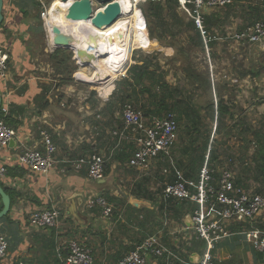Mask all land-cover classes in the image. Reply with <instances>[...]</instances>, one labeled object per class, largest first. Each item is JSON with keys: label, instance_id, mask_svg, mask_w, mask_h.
Returning a JSON list of instances; mask_svg holds the SVG:
<instances>
[{"label": "crops", "instance_id": "obj_1", "mask_svg": "<svg viewBox=\"0 0 264 264\" xmlns=\"http://www.w3.org/2000/svg\"><path fill=\"white\" fill-rule=\"evenodd\" d=\"M41 12L38 0H4L0 45L10 54V73L7 80H0V93L9 110L6 121L16 129L17 139L14 147L0 152V167L7 168V174L0 180L12 199L9 214L0 219V234H5L9 242L8 254L2 264H59L57 245L72 238L90 248L95 264H116L151 236L178 254L180 260L176 264L193 262L191 256L199 260L204 243L195 239L193 223L189 219L193 204L166 202L163 190L156 193L147 185L138 188L144 179L142 176L152 175L150 169L129 168L128 159L122 161L115 157L116 150L125 144L113 134L120 128L117 124L123 123L122 117L117 116L115 120L105 113H98L97 107H88L84 114L77 105H68L76 96L68 91L69 86L65 90L70 83L63 82L62 75L55 72L50 59L55 48L47 33L51 30L48 26L47 32L44 29ZM206 17L209 23L217 24L210 26V33L217 38L216 45L211 47L210 59L212 55L216 58L212 78L221 88L230 84L231 89L222 90L225 99L232 96V103L237 108L235 116L242 114V117L252 119L250 129L261 130L264 138V47L246 43L239 54V58L244 59L233 68V77L228 72L218 74L221 64L226 69L229 62L222 60L217 51L218 38L223 37L240 46L232 35L248 24L264 20V0H235L226 8L209 9ZM153 45H159L166 56L175 51L168 45L162 44V48L154 41ZM100 72L104 73V70ZM241 72L248 75L241 78ZM86 77L90 78L89 75ZM108 80L105 78L104 84ZM98 117L102 118L100 122ZM261 122L262 127L259 126ZM41 131H46L58 148L56 166L47 174L34 173L21 166L18 160L24 147L42 146ZM90 153L105 157L103 179L90 178L86 168L75 169L74 162ZM240 153L236 151L232 155L233 165L237 167L236 178L241 179L246 188L261 193L264 182L256 180L254 164L246 166ZM177 162L183 170L187 169L182 160ZM97 196H104L112 206L111 218L103 215L102 208L95 202ZM2 206L0 197V210ZM41 208L61 210L56 227L38 229L30 225L31 214ZM262 214L257 218V226L264 232ZM238 236H231L235 242L226 238L223 245L219 246L222 240L217 244L214 252L217 264H231L232 259L239 264H261L255 249L241 246ZM148 264L163 263L150 255Z\"/></svg>", "mask_w": 264, "mask_h": 264}, {"label": "built area", "instance_id": "obj_2", "mask_svg": "<svg viewBox=\"0 0 264 264\" xmlns=\"http://www.w3.org/2000/svg\"><path fill=\"white\" fill-rule=\"evenodd\" d=\"M45 1L38 0L42 8L43 26L47 32L49 6ZM127 1L132 9L139 8L142 13L140 9L142 3L160 0ZM234 2L235 0H179L187 16L200 30L208 58L211 56L210 43L217 38L207 31L205 16L209 9L226 8ZM124 17L125 15L122 16ZM232 39L239 44H259L264 47V20L246 25L236 31ZM74 56L80 65L81 60L76 56L75 50ZM9 73L10 54L0 45V80H7ZM122 76H127L126 71ZM0 112L3 114L0 115L1 152L10 146L12 140L16 141L17 131L6 121L9 110L4 103ZM122 120L123 126L114 130L113 134L134 146L127 162L128 167L144 171L150 169L154 161L167 162L168 165L163 170L164 176L168 178L163 188V198L165 201L189 202L194 206L191 214L192 228L195 239L203 241L204 250L197 262L186 261L185 264H217L214 253L217 244L237 234H243L245 241L255 250L264 252V232L257 226H248V223H252L263 213L264 195L253 188L238 184L235 173L229 166L218 167L212 162V139L197 175L187 177L170 153L178 139L179 123L175 113L170 112L149 121L139 108L131 102H126L122 109ZM41 135L42 146L24 147L18 155V160L21 166L28 167L34 173L47 174L56 166L55 154L58 148L46 131H41ZM74 167L77 171L86 168L90 178L100 180L105 177L106 160L99 153H90L78 158L74 162ZM6 174L7 168L1 166L0 179ZM171 176L173 180H169ZM95 202L102 208L106 218L112 217L113 208L104 196H97ZM61 215L59 209L41 208L31 214L29 222L38 229L54 228L58 225ZM8 250L7 236L0 234V264L6 258ZM150 255L160 259L163 264H176L180 260L176 252L161 244L157 237L151 236L116 264H148ZM56 256L59 264H95L90 248L76 238L60 241L56 248Z\"/></svg>", "mask_w": 264, "mask_h": 264}, {"label": "trees", "instance_id": "obj_3", "mask_svg": "<svg viewBox=\"0 0 264 264\" xmlns=\"http://www.w3.org/2000/svg\"><path fill=\"white\" fill-rule=\"evenodd\" d=\"M179 6V0H160L155 2H144L140 5V9L142 8L141 10L146 18L150 37L157 38L163 45H168L175 48L176 52L172 57V60L189 62V64L184 67L186 68L187 77L191 80V82L193 84H198V87L204 86L206 92H210V94H214L215 90L217 97V109L214 107L215 103L206 104L205 106L200 104L196 108L195 104L192 103L187 96H185L184 88L174 87L173 84L169 83L165 77V73H167V71L164 73L161 72L159 63H155L150 57L144 58L140 63L131 65L129 67L127 76L122 81L118 82L117 88L112 94L111 98L108 100L106 106L102 110H99L98 113L102 112L111 118H115V111L117 109L116 106L118 104L119 110L123 107L125 102H135L138 104V107L136 105L135 106L144 113L145 118L149 121L155 117H163L171 112L175 113L178 123L183 117L193 121L194 129L197 131L199 130L197 122L200 119L201 108L203 107L212 110V116L216 115L218 127H221L226 115H228V117L231 119L235 117L237 108L236 105L232 103V96L230 95V97L225 99L224 92L222 90L223 88L224 90L231 89L230 84L223 85L221 88L220 83L212 78L209 69L200 72L194 65L191 64V51L192 55L193 49L195 48L201 52H205V44L202 34L195 25L194 21L188 18L186 23L181 17L180 13L177 11ZM166 18H169L170 21L166 20ZM47 21L53 23L55 27H61L60 24L49 18H47ZM212 25L216 26L217 24L215 22L209 23L207 21V17L205 16V27L208 32H210V26ZM187 31L189 32V46H185L181 38L182 33ZM215 41L216 40L210 43V47H214L216 45ZM82 53L86 54L85 52H79L80 55ZM72 57V51L65 48H57L50 54V59L52 60L55 72L62 75V81L65 83L74 82L72 73L77 68V65L73 61ZM81 61L84 60L81 59ZM79 66H81V69H79L76 73L80 74L79 79L81 81L98 86L104 85L105 77L100 72L102 70L100 68L98 69V66ZM117 72L120 73L121 70H118ZM86 75H90V78H87ZM246 75H248L246 72H241L239 74L241 78ZM181 95H183V98ZM0 115H2L1 112ZM98 121L100 122L101 120L98 119ZM242 131L243 133H246L251 131V129L247 126L243 128ZM253 133L255 135L256 148L251 154H248V152H250L249 150L251 146L247 147L244 151L242 162H245L246 166L250 163L252 166L254 164L256 180L264 182L263 132L260 130L253 131ZM209 138L210 136H208L207 141L202 149H199L198 147L192 148L190 151L192 154L191 163L190 166L186 167V170H183L181 164L178 162L177 165L185 172L187 177L195 176V172H197V170L199 171L201 168L204 162L205 154L208 150ZM124 142V146H119L120 148L116 150L115 154V157L122 161L129 159L134 149L132 143H128L126 141ZM218 159L219 156L216 150L212 148V162L215 164L218 162ZM228 159L230 165L234 164V159L232 156H229ZM173 179L174 178L171 176V180ZM236 182L243 185L241 179L239 178L236 180ZM144 185L146 187L145 180H141L137 187L142 189V186ZM6 191L8 190L6 189ZM261 193H264V186L261 189ZM139 195L141 196V194ZM144 197H146V195H144ZM169 202L175 201L169 200ZM255 252L258 257V262L264 264V252H260L258 250H255Z\"/></svg>", "mask_w": 264, "mask_h": 264}, {"label": "rangeland", "instance_id": "obj_4", "mask_svg": "<svg viewBox=\"0 0 264 264\" xmlns=\"http://www.w3.org/2000/svg\"><path fill=\"white\" fill-rule=\"evenodd\" d=\"M53 1L54 0H46L45 2L47 6L50 7ZM58 1H62V0H56L55 2H58ZM94 5L96 9L101 7V5L98 4L97 2H95ZM177 11L180 13L181 17L187 23L188 21L187 19L189 17L187 16L185 10L181 7V5L178 7ZM125 19H128V18L125 16ZM129 19H131L132 25H134L131 27L132 29H134L131 33L136 34L139 32L141 34V38H139L137 42H133L131 47L127 48L126 46L125 48L123 44V46L120 47L116 55H114L113 57H102V58H97L92 55H88L84 53L80 55L76 52V56L80 60L81 59L84 60V61H80V65L85 64L86 66L87 65L86 62L89 63V65L87 66H92V64H94V66H98V69L100 68L102 71L104 70V73L103 72L101 73L106 79L109 78L110 80H112L107 97H103L100 94V91L98 90V88L103 87V85L102 86L93 85L90 83L83 82L79 79L80 74L76 72L80 69V66L77 64L76 60L74 59L75 57L74 51L70 49L73 54L72 59L77 65V68L72 73L74 82H70V84L66 86V88L69 86L70 89L68 90V88L67 89L65 88V90L72 91V94L76 96V99H72V101H69L68 105H71V106L77 105L80 109V112L81 113L84 112V114H86V109L88 107L90 109H92V107H97L98 110H102V108H104L105 106V102L111 98L112 94L116 90L118 82L122 81L125 78L124 76H122L123 73L126 71V74H127V71L131 65L138 64L144 58L151 57L155 63L157 62L159 63L161 67V70H160L161 72L164 73L165 71H167V73H165V77L169 83L173 84L174 87L184 88L185 96H187L189 100L195 104L196 108L200 104L202 106H205L206 104L215 103L214 107L217 109V97H216L215 90H214V94H210V92H206V89L204 86L198 87L197 86L198 84H193L191 80L187 77L186 68L184 66H187L189 62H186V61L183 62L181 60H172V57L175 55L176 51H174V53H172L171 56L169 55L166 56L163 49L159 48V45L158 46L153 45V41H154L157 44H160V47L161 46L162 48L164 47L157 38L150 37L148 24H147V21H146V18L143 12L141 13L139 8H137L135 9L134 15L130 17ZM166 20L170 21L169 18H166ZM81 24L82 26L86 28L85 22H82ZM47 26L51 30L47 32L51 46L72 48L71 46L66 44L63 40V36H62L63 26L55 27L53 23H51L50 21L49 22L47 21ZM56 28H59V32L55 31ZM131 28L128 30V32L132 30ZM188 35H189L188 31L185 33H182L181 35L183 44L185 46H189ZM217 43H218L217 51L219 50L220 52V55H219L220 58L222 60H225L226 63L229 62V65L226 66V69H223V65L221 64V67L218 68V74L220 72L224 74L228 72L231 75L230 77H233L232 73L233 74L235 73L234 72L235 70L233 68L237 67L238 61H241L244 59V57L240 59L239 54L241 53L242 51L241 49L242 47L245 46V44H239L240 46H238V45L233 44V42L224 40L223 37L218 38ZM209 48H210V54H211L212 48L211 47ZM123 55H127L128 57L125 60L121 61V56ZM208 57L209 56L206 51L201 52L200 50L195 48L193 49V55L191 51V58H190L191 64L194 65L197 68V70L200 72L206 71L209 69L211 72V75H213L212 66L214 65V61L216 58L214 59L213 55L211 59ZM118 70H121V72L118 73L117 72ZM181 97L183 98V95H181ZM131 103L138 107V104H136L135 102H131ZM94 104H97V105H94ZM118 106L119 104L116 106L117 109L115 111V118L117 116L122 117L123 107L118 110ZM211 111L212 110L207 109L206 107L201 108L200 119L197 122V126L199 127L198 131L194 129V123L190 119L183 117L179 121L178 139L175 142L172 149L170 150V153L173 156V158L176 160L177 164H178L177 161L182 160L184 162V166L186 167L190 166L191 159H192V154L190 151L194 147H198L199 149H202L204 144L207 141L208 136H210L209 144H210V140L212 139L213 140L212 148L216 150L219 156L218 162H216L215 165L218 167L229 166L231 170L236 171L237 167H235L233 164L230 165L227 159L229 156H232L233 153L236 151H240L241 152L240 155L241 154L243 155L244 151L249 146H251L249 151H252L256 148L253 131L251 130L246 133L245 132L243 133L242 131L243 128L247 126L250 127L251 124L253 125L252 123L253 121L250 118H246L247 116L242 117L241 116L242 114L236 115L232 119L229 118L228 115H226L221 127H218L217 120H216L217 117L216 115L212 116ZM100 114H102V112ZM98 119H102V118L98 117L97 120ZM117 125L118 127L122 126V124L119 125V123ZM259 126L262 127L263 123L261 122ZM238 156L239 155H237V158ZM167 165L168 163L163 162L162 160L154 161L150 167V172H152V175L141 177V178H144L143 180H145V184L147 186H150V188L152 187L153 191L156 193L157 192L161 193V191L165 187L166 179L168 181V178H166L163 174L164 167ZM169 179H171V177ZM262 216H263L262 218H264V211H263ZM248 226L249 227L257 226V219L253 221L252 223H248ZM227 240H232L233 242H235L236 239H232V237L230 238L228 237ZM245 240H246L245 236L243 234H239L237 241L241 242V246L247 245L248 248L253 249L252 245L248 244ZM223 244H224V241L221 242L219 246ZM238 252H240V250H238ZM244 252L247 253L248 251L244 250ZM231 264H239V263L236 259H232Z\"/></svg>", "mask_w": 264, "mask_h": 264}, {"label": "bare ground", "instance_id": "obj_5", "mask_svg": "<svg viewBox=\"0 0 264 264\" xmlns=\"http://www.w3.org/2000/svg\"><path fill=\"white\" fill-rule=\"evenodd\" d=\"M54 0L49 9L48 18L60 24L62 27V36L66 44L73 47L76 52H85L88 55H93L97 58L113 57L116 55L121 46L131 47L133 42H137L141 38V34L131 33L134 29L130 17L134 15L135 10L131 8V4L127 0H119L123 9L122 17L106 30H99L92 26L90 22L78 20L74 21L68 19L67 8L68 3L62 1L55 2ZM95 8V5H94ZM122 15V16H123ZM82 22L86 23V28L82 26ZM132 29L128 32L129 29ZM128 56H121V61L125 60ZM112 80H108L101 88L100 94L107 97Z\"/></svg>", "mask_w": 264, "mask_h": 264}, {"label": "water", "instance_id": "obj_6", "mask_svg": "<svg viewBox=\"0 0 264 264\" xmlns=\"http://www.w3.org/2000/svg\"><path fill=\"white\" fill-rule=\"evenodd\" d=\"M64 3H68L70 0H62ZM97 2L101 5L99 8H94V3ZM4 0H0V26L4 21ZM123 15V9L119 0H72L69 3L67 8V15L68 19L78 21H88L92 24V26L99 30H106L110 28L113 24H115ZM56 32H59V28L55 29ZM63 48L60 46L55 47ZM65 49H71L74 51V48L65 47ZM89 65L88 62H86ZM3 104V96L0 93V110ZM16 144L15 140H12L10 143L11 147H14ZM0 197L2 199V209L0 210V219L5 218L12 206V199L11 195L6 191L2 182L0 180ZM189 219L192 222L191 215ZM191 260L193 262H197V259L194 256H191Z\"/></svg>", "mask_w": 264, "mask_h": 264}]
</instances>
